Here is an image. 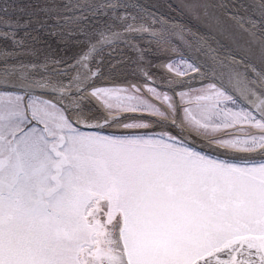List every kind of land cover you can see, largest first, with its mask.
I'll use <instances>...</instances> for the list:
<instances>
[{"label":"snow or ice","instance_id":"snow-or-ice-1","mask_svg":"<svg viewBox=\"0 0 264 264\" xmlns=\"http://www.w3.org/2000/svg\"><path fill=\"white\" fill-rule=\"evenodd\" d=\"M0 264H264V0H0Z\"/></svg>","mask_w":264,"mask_h":264}]
</instances>
